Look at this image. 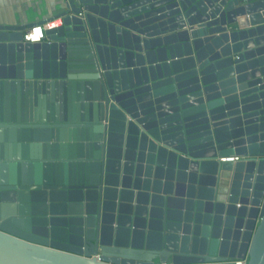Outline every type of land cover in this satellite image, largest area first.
<instances>
[{
    "label": "water",
    "instance_id": "1",
    "mask_svg": "<svg viewBox=\"0 0 264 264\" xmlns=\"http://www.w3.org/2000/svg\"><path fill=\"white\" fill-rule=\"evenodd\" d=\"M53 9L0 25V264H264V0Z\"/></svg>",
    "mask_w": 264,
    "mask_h": 264
},
{
    "label": "crops",
    "instance_id": "2",
    "mask_svg": "<svg viewBox=\"0 0 264 264\" xmlns=\"http://www.w3.org/2000/svg\"><path fill=\"white\" fill-rule=\"evenodd\" d=\"M56 0H0V25H29L48 22L55 16ZM59 26L58 20H56Z\"/></svg>",
    "mask_w": 264,
    "mask_h": 264
},
{
    "label": "built area",
    "instance_id": "3",
    "mask_svg": "<svg viewBox=\"0 0 264 264\" xmlns=\"http://www.w3.org/2000/svg\"><path fill=\"white\" fill-rule=\"evenodd\" d=\"M58 22L60 24L59 20ZM55 26H57L56 21H52V22H46L41 26H33L30 28H27L23 34V41H26L29 43L40 42L43 38V30L49 29ZM221 161L234 163L238 161V158L237 157L222 158Z\"/></svg>",
    "mask_w": 264,
    "mask_h": 264
}]
</instances>
